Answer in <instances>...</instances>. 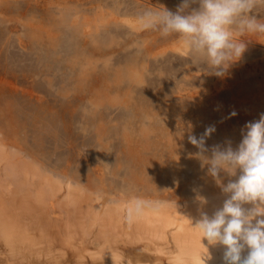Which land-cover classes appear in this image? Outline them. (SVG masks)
Instances as JSON below:
<instances>
[{"label":"bare ground","instance_id":"6f19581e","mask_svg":"<svg viewBox=\"0 0 264 264\" xmlns=\"http://www.w3.org/2000/svg\"><path fill=\"white\" fill-rule=\"evenodd\" d=\"M155 2H157L154 4L156 6L163 5L175 11L181 0H155ZM149 3L139 0H0V56H3V62L5 61L10 68L12 66L21 67L30 76L43 77L46 84L50 86L55 84V79L62 78L58 83L63 85L58 90L59 94L69 91L81 93L86 90L93 100L91 103L87 101L94 105L93 107H100V104H106V102L122 103L120 119L122 129L125 130L122 137L125 139L127 151L123 157H120L121 159L115 161L117 162L115 164L126 168L125 175L120 178L121 180H108L104 177L102 165L97 167V163L93 164L99 168L98 171L103 172L100 173L101 176L92 178L89 173L75 175L78 177L77 180H80L79 183L96 188L100 194L95 199L90 196L86 198V195L84 196L86 199H82L83 202L87 200L85 202L87 205L83 210L86 209V213L89 214L91 221L88 220V222L94 225L106 215L114 227L111 228L108 224L111 229L101 230L100 228L97 235L94 234L93 242H95L97 251L96 249L93 250L94 253L88 251L86 258L89 259L90 256L93 264H203L202 257L209 254L205 257L206 264H224V246L209 245L207 240L202 241V233L193 227L198 219L188 220V217L186 221L191 223L185 225V219L180 217L179 209L166 201H163L162 213L146 211L133 223H128L126 228H121L122 231L127 230V232L135 228V231L127 234L126 232L121 233L125 234V237L129 233L132 236L137 234L134 239L129 234L131 238L128 242L133 240L138 243L135 248L133 246L132 249L131 247L127 250L122 249L123 245L128 244L127 237L122 239L123 242L126 239L127 243L120 242V234L118 235L117 228L112 221L118 224L117 218L120 216L118 212L126 211L133 200L137 198L150 200L149 196L161 195L160 193H163V199H169L170 195L179 192L180 196L187 198L190 203L210 200L215 204L211 205L213 212L209 216L223 206L219 203L223 197L215 198L216 194L223 192L216 180L208 174L207 165L203 162L200 165H194L195 159L200 160L197 155L199 150L188 141V135L193 134L199 137L208 126H215V132L206 138V146L209 149L216 144L227 146L228 141H231L234 149L238 147L243 138V132L246 131V123L258 120L264 113V55L254 59L255 55L246 51L247 53H244L225 76L217 77L208 74L203 63L194 62L193 56L177 35L173 34L165 38L158 31L142 28L138 19L139 14L144 10L156 9V6L151 7ZM259 14L264 16V9H261ZM7 22L10 24H5ZM237 38L248 40V47L251 45V47L264 48V37L249 35ZM112 44L118 46V55L113 65L115 67L111 69V73H108L111 66L110 59H104L102 62L101 58L108 57L110 52L106 47ZM17 47L25 50V54L19 55L15 51ZM247 60L249 63H245ZM99 61L103 63V66L100 70L98 69L99 74L95 76L94 68L98 67ZM16 67H14L15 70ZM96 81L103 86L104 90L107 89L97 91L96 95L92 96L89 88L90 86L95 87ZM86 87L89 88L83 90ZM81 95L85 97V94ZM157 95L161 96L159 98H162L163 105L157 106L153 103L158 98ZM61 97L66 98L65 94ZM132 101H140L142 104L135 109L136 105ZM81 102L80 108L83 109L86 106L85 111L89 112L91 108L85 105L86 102ZM9 107H11L10 103ZM64 107L67 112V108L70 109L71 106L69 104L67 106L66 103ZM75 108L78 109L76 105ZM3 110L7 112L5 107ZM11 111L10 113L14 110ZM93 111L96 115L101 113L99 109ZM233 112L236 113L235 116L231 115ZM66 114L64 113V117ZM15 117L13 122L17 124ZM172 117L185 119L180 122L181 125L179 123L180 133H174V130V134L170 133L172 128L168 127L167 122ZM73 118L74 115L69 116V121ZM147 120L149 122H146ZM138 123L142 125L140 131L137 130ZM1 128L3 129V126ZM153 128L163 129V150L161 151H163V158L166 162L160 174L156 169H153L156 170V174L150 173L152 168L148 164L147 153L144 154L149 146H153L149 135V131ZM73 137L77 138L75 135ZM132 139L139 141L133 145L138 144L141 147L140 151L136 150L138 146L130 145ZM111 142L110 139V144H113ZM112 148L115 149L114 146ZM109 152L101 148L96 156L104 163V167H107L109 162H113L115 158L112 155L114 152ZM13 155L6 159L7 168L12 172L19 169L25 175L40 177L44 182L42 188L46 195L54 193L61 184L39 171V166L26 162L21 159V156V158L18 156L15 158V154ZM2 159H5V152L0 149V161ZM184 168L187 171L193 169L197 172L195 175H182ZM65 175L68 176L69 173ZM230 179L234 180L236 177L221 173V180L224 184H227ZM104 196L103 202L100 201ZM224 197L227 195L225 194ZM77 198L79 199L76 197L75 200H78ZM32 212L30 211V214ZM4 214L0 217V241L5 250L0 248L3 251L2 253L0 250L2 254L0 264H5V262L11 264L5 254L10 253L12 256L17 254L16 252L22 246L30 244L29 242L32 243L33 238L25 230L18 231L19 228H24L22 225L27 226L25 222L21 223L25 219L17 226L16 222L9 221L17 219L14 218L16 215L10 218ZM23 214L26 216V212ZM34 214L30 216L37 218ZM22 215L17 214L19 217ZM29 218L27 222L32 219ZM16 221L19 223V220ZM32 222L28 223L29 226ZM40 225L43 226L42 223ZM82 225L80 227L83 229L86 224ZM144 227H148V230ZM136 229L139 233H136ZM88 230L83 229L81 233L85 231L89 234L90 230ZM146 234H151L152 237L150 235L146 237ZM66 237L69 238L70 235L67 234ZM154 237L157 238L155 240H162L163 244L161 245L162 242L157 244ZM75 243L80 245V243ZM120 243L123 245L121 246ZM244 254H247L246 251ZM79 256L84 257V255ZM59 258H56L57 264L61 261L58 262ZM11 260L14 262L13 258ZM77 262L82 263L80 259Z\"/></svg>","mask_w":264,"mask_h":264},{"label":"rangeland","instance_id":"374dc122","mask_svg":"<svg viewBox=\"0 0 264 264\" xmlns=\"http://www.w3.org/2000/svg\"><path fill=\"white\" fill-rule=\"evenodd\" d=\"M139 1L141 2L143 1L144 3L150 2L148 5H150L151 7L154 4H157L155 0H152L153 2L151 0L150 1L139 0ZM161 7H163V5H158L155 8L159 9ZM5 24L9 25L10 23L7 22ZM112 45L106 47L110 52L108 54V57L101 58L102 62L104 59H110L109 63L111 66L109 68L108 73H111L112 72L111 69L115 67V66L113 67V65H115L116 62L115 57L118 55L117 53L118 46H114V44ZM15 51L18 52L19 55L25 54V50H22L20 47H17ZM111 51H113L114 54ZM246 51L250 52L252 55H255L254 59L260 58L264 55V48H260L258 46L251 47L250 45L249 47H247ZM112 57L115 59H113ZM2 59L3 56L1 55L0 56V61H1L0 62V112L1 111L2 112L0 113L1 116L0 122L2 123H0V149L1 151L5 152V159H2L0 161V217H2V214L4 213H5L4 215L6 216L8 215L10 218L11 216L16 215L14 218L17 219L14 220L12 217L13 220L11 219L8 220L11 222L13 221L16 222V224H18L17 226H19L20 222L25 219L21 223L24 224L23 222H25L27 226L25 227L21 224L22 228L23 227L24 228L23 229L19 228L18 231L25 230L29 234H31L33 238L32 240L30 239L32 243L29 242L30 244L28 245L26 244L25 246H22L21 249L16 252L17 254H14L12 256L9 253L8 255L5 254V256H8V260L10 261L11 264H15L14 262H16V264H57L56 260L59 257L61 258H59L58 262L61 260L59 262L61 264L63 263L78 264L79 262L77 261H79V259L82 262L80 264H91V263L93 264V262H91L90 256L88 255L89 259L86 257L87 254H89V252L91 253V251L93 252V250L95 251V249L97 251L95 242H93L94 234L97 235L96 233L98 230H100V228L101 230H109L114 227H112V224L108 220L107 218L108 216L106 215H105L106 219L105 216H103L104 218L100 219L101 221L99 220V222H97L94 225H92V222H90L91 224L88 222V220L91 221L89 219L90 218L89 214L86 213L87 211L86 209L85 211L83 210L86 207L85 205H87V203H85L87 200L83 202L84 200L83 198L85 197L87 198L90 196L92 199H95L100 194L97 192L96 188H92L87 184L86 186L84 184L79 183L78 181L80 180L79 179L77 180L78 177L76 176L78 174L84 175L89 173V176L91 175L90 177L92 178L97 176L99 177L100 173L103 172L101 170L98 171L99 168L97 167L101 165H102L101 167H103L102 169H104L103 170L104 171L103 174H105L104 177L108 180H113V179L121 180L120 178L123 175H125V172L127 171L126 168L125 167L121 168L120 165L115 164L117 163L115 161H118L120 157H123L125 151H127V149H125V145H126L125 139H123L122 137L124 135L123 132L125 130L122 129L123 125H122V120L120 119L121 117L120 112L123 107L122 103L106 102V104L105 103L100 104V107L98 106L93 107L94 105L88 103V101H90V103L91 101H93L92 98L89 97L90 96L89 92H86V90H84V89H88L89 87L83 88L84 91L81 93H78V91L76 92L69 91L67 93L65 92L59 94L58 90L60 87H63V85L58 83L62 80V78L58 77L57 79H55L56 80L55 84L53 86H50L49 84H46V80L44 81L43 77L36 75L30 76V74H27L25 72L26 70L22 69L21 67L12 66V68H10V66L7 65L5 61L3 62ZM101 61H99L100 63H98L97 65L98 67L94 68L95 74L94 73L93 74L95 76L99 74L98 72L103 66V63ZM245 63H249V61L247 60ZM14 67H16V70ZM14 72L16 73L14 74ZM197 75H200V73H197ZM94 84L96 85V86L94 85L95 87L91 88L90 86L89 88L92 96L96 95L97 91L99 92L101 90L106 91L107 89L105 86L106 89L104 90L103 86L100 85L97 81ZM106 85L110 86L108 84ZM63 94H65L66 98L61 97L63 96ZM78 94H80V96ZM81 94H85V97H81L82 96ZM157 97L159 98L161 96L157 95ZM158 98H156V101H154L153 103L157 106L163 105L162 98H159V100ZM81 101H84L83 103L86 102L85 105H88V107L91 108L89 112L85 111L86 106L83 109L80 108V103H82ZM9 103L12 108L9 107ZM66 103L67 106L68 104L69 106H71L70 109L67 108V112H65L66 107H64ZM132 103L136 105L135 109L138 106H141L142 104V102L140 101H132ZM75 105L78 107V109L75 108ZM4 107L7 110V112L3 110ZM8 109H10L9 113L11 109L12 111L13 110L14 111L13 112L11 111L12 113L9 114ZM92 109L93 110L99 109L101 110V113L99 115H96L94 114L95 111H93ZM33 110L35 111L33 112ZM64 113H67L66 114L67 116L65 115L64 117ZM71 115H74V118L73 120L69 121V116ZM10 117H12L11 120ZM14 117L17 119V124L13 122ZM19 118H21V120H19ZM88 121L90 123H88ZM181 121H185V119L183 118L179 119L178 117H172L168 119L169 122V123L167 122V124L169 125L168 127L172 128L170 132L171 134L173 133V130L175 131L174 133H180L181 128H179V123ZM146 122L149 121L147 120ZM2 126L3 129L1 128ZM67 126H68V130H67ZM13 127L14 129H12ZM137 127H138L137 130L140 131V128L142 127L141 123H138ZM14 132L16 133V135ZM74 135L77 136V138L73 137ZM149 135L153 146L151 147L149 146L147 151H144V154L147 153L146 154L148 156L147 161L150 167L152 168L150 173L156 174L157 173L156 170H157L158 174H160L159 172L163 170V164L165 165L166 162V160L164 161L163 158V153H162L163 151H161V149L163 150V129L161 128V130H159L153 128L152 130L149 131ZM16 136H18V138H16ZM104 138H107V140H104ZM110 139L112 141L111 143L113 144H110ZM138 142L139 141L132 139L130 145L138 146V144L133 145V143H138ZM113 146L115 149L112 148ZM100 147L105 148L108 152L109 150L110 152L111 151L114 152L111 153L113 157H115L116 159L113 158V162L112 161L109 162L108 164L109 168L108 166L104 167L103 166L104 163L100 161L98 157H96L98 151L101 149ZM108 148L111 149L108 150ZM139 148L141 147L138 146L136 150L137 149L139 150ZM13 154H15L16 156L15 158H17V156L18 158L21 156L22 158L21 157L20 158L24 159L26 162L33 163L37 167L39 166L40 169L39 171L46 174V176H50L52 179L59 181L61 184L54 191V193H50L46 195L42 188L44 182L40 177L32 176L31 174L25 175L19 169L18 170L15 169L14 170L15 172H12L10 169L7 168L6 159L13 157L14 156ZM93 163L95 164L97 163L96 164L97 167ZM200 163H202L201 159L194 160V165H200ZM194 171L195 170L193 169L187 171V169L184 168L182 175L185 174L195 175L197 171L195 172ZM64 173L65 174L69 173V175L67 176ZM93 174H95V176H92ZM160 194L161 195H152L148 197L150 198V201L160 202L159 209L161 208L162 209L158 210V212L161 211L163 212V201H166V203H171L179 209L178 212L181 214L180 217L182 219H185L184 220L185 225H190L191 223L189 221L188 222L186 221V218L188 219V217H189L188 220L194 218L199 219L200 214L202 212H205L208 215L213 212L211 205H213L214 202L210 200L193 201L192 203H190L187 198L180 196L179 192L170 195L169 199H163V193ZM224 196H225L224 193H220V194H216L215 198L223 197L222 201L219 202L223 204L224 200L227 198ZM76 197H79L81 201L78 198H77L78 200H75ZM104 199L105 196L102 197L100 201L103 202ZM145 200L148 199L145 198ZM30 211L33 212L35 211L36 213L34 212L35 213L34 214L32 212L30 214ZM24 212H26V216L25 214H23L24 216L22 215V213ZM156 212L157 211H155L154 213ZM118 213L120 215L117 218L119 223L117 224L115 221L112 222L113 224H115L117 228V233L118 235L120 234L121 240L127 237V242H128L130 241L129 239L131 238L129 234L131 236L132 234L129 233L128 236L125 237V234H121V233L126 232L127 234L128 232L133 231L135 228L134 229L131 228L130 230H128V232L127 230L122 231L121 228H126L125 226H128L129 224L125 221L126 211L120 210ZM17 214L18 215L21 214L22 217L17 216ZM27 214L29 215L27 216ZM33 214L34 216L36 215V217L39 218V220L37 218L30 216ZM87 214L88 216H85ZM37 215L40 217H38ZM29 216L32 219L29 218ZM25 217L31 219L30 221H33L32 223H34L35 226L32 225V223L31 226H29L28 223L30 221L27 222L26 220L28 218L26 219ZM16 220H19L18 221L19 223H17ZM41 223L43 224V226L40 225ZM16 224L13 223L15 227ZM108 224L111 226V228H109L110 226H108ZM81 225L82 226L85 225L83 229L85 230L89 229L90 231L89 230L88 231L90 233L88 231L87 232L89 234L85 233V231L81 233L83 231L82 227H80ZM91 226L92 228H90ZM144 228L148 230V227L147 228L144 227ZM149 228L152 227L149 226ZM152 229H150V231ZM136 230L138 231V232L136 231V233H139V230L138 229ZM67 234L70 235L69 238L71 239L66 237ZM73 235L74 237H72ZM123 235L124 237H122ZM146 235H147L146 237H148V235L151 236V234H146ZM133 236L132 239L136 238L137 234ZM153 239L154 241L157 242V244H160V242H162V240L160 239L155 240L157 239L155 237ZM121 240L120 242H123V240L122 241ZM132 241L133 240H131L130 243L128 242V244H125L127 243L125 239L123 242L125 245L120 243L121 246L123 245L122 249L124 248V250H127L128 248L130 249V247L132 249L133 246L134 248L137 247L138 243ZM75 242H77V244L80 243V245L79 244L76 245ZM1 243L2 242L0 241V246H1L0 248L4 251L5 250L3 248L4 246ZM131 243H135L136 245L135 244L132 245ZM162 244L163 242L161 243V245ZM120 245L118 246L121 248ZM2 250L1 252L3 253ZM79 255H84L85 258L81 256L82 258L81 260ZM0 256H2V254ZM5 256L3 255V257ZM11 258H13L14 262H12ZM54 260L56 261V263ZM7 263L8 262H5V264Z\"/></svg>","mask_w":264,"mask_h":264},{"label":"clouds","instance_id":"9594fccd","mask_svg":"<svg viewBox=\"0 0 264 264\" xmlns=\"http://www.w3.org/2000/svg\"><path fill=\"white\" fill-rule=\"evenodd\" d=\"M261 9L264 0H181L175 11L164 6L148 9L138 19L143 29L158 31L162 37L177 35L194 62L203 63L208 74L223 77L247 50L248 40L237 37H264ZM245 129L235 149L231 141L227 146H206L215 126H208L199 137L188 135L208 174L227 195L212 216L202 212L193 224L202 241L224 246V264H264V113L247 122ZM221 173L236 179L224 184ZM159 207V201L137 198L127 208L125 221L131 224ZM208 255L202 257L203 264Z\"/></svg>","mask_w":264,"mask_h":264}]
</instances>
